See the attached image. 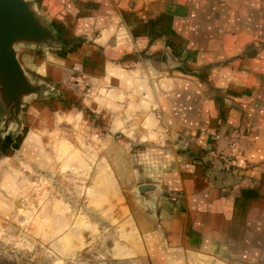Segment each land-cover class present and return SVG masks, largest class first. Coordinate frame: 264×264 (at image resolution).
<instances>
[{"label":"crops","instance_id":"0c3cea01","mask_svg":"<svg viewBox=\"0 0 264 264\" xmlns=\"http://www.w3.org/2000/svg\"><path fill=\"white\" fill-rule=\"evenodd\" d=\"M37 2L64 47L34 65L52 82L71 68L87 77L95 122L151 144L137 174L165 195L128 204L144 238L138 256L264 264V0ZM210 154L232 157L233 173L196 161ZM111 157L127 177L124 157Z\"/></svg>","mask_w":264,"mask_h":264},{"label":"rangeland","instance_id":"374dc122","mask_svg":"<svg viewBox=\"0 0 264 264\" xmlns=\"http://www.w3.org/2000/svg\"><path fill=\"white\" fill-rule=\"evenodd\" d=\"M33 1L57 40L15 45L23 70L42 90L23 99L17 119H7L0 103V264H150L138 256L144 238L128 204L146 206L137 190L143 183L158 186L153 199L165 195L160 183L137 174L138 156L151 144L122 132L112 136L95 122L89 108L99 97L87 77L71 68L52 82L34 65L38 56H57L64 44ZM31 106L40 113L30 114ZM114 151L127 162L125 178L112 168ZM209 156L196 161L207 163L211 175L233 173L232 157L226 155L232 164L225 168ZM217 262L200 256L190 264Z\"/></svg>","mask_w":264,"mask_h":264},{"label":"water","instance_id":"95a60500","mask_svg":"<svg viewBox=\"0 0 264 264\" xmlns=\"http://www.w3.org/2000/svg\"><path fill=\"white\" fill-rule=\"evenodd\" d=\"M56 40L55 32L36 9L33 0H0V103L8 113L7 119H17L23 99L42 90L41 85L33 84L26 75L17 58L15 45L22 42L54 44ZM167 59L163 54L161 60L165 62ZM137 190L146 205L155 206L156 184H139Z\"/></svg>","mask_w":264,"mask_h":264},{"label":"built area","instance_id":"2783aa9c","mask_svg":"<svg viewBox=\"0 0 264 264\" xmlns=\"http://www.w3.org/2000/svg\"><path fill=\"white\" fill-rule=\"evenodd\" d=\"M237 143L235 139H231L230 140V146L231 147H236ZM223 164V167L225 168H229L230 165L232 164L231 159L224 155V154H219V155H215Z\"/></svg>","mask_w":264,"mask_h":264}]
</instances>
